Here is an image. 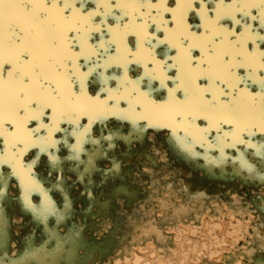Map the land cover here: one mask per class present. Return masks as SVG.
Returning a JSON list of instances; mask_svg holds the SVG:
<instances>
[{"label": "snow or ice", "instance_id": "1", "mask_svg": "<svg viewBox=\"0 0 264 264\" xmlns=\"http://www.w3.org/2000/svg\"><path fill=\"white\" fill-rule=\"evenodd\" d=\"M139 121L264 161V0H0V178L34 212L32 194L52 206L38 165Z\"/></svg>", "mask_w": 264, "mask_h": 264}, {"label": "rangeland", "instance_id": "2", "mask_svg": "<svg viewBox=\"0 0 264 264\" xmlns=\"http://www.w3.org/2000/svg\"><path fill=\"white\" fill-rule=\"evenodd\" d=\"M170 138L146 121L128 123L127 131L109 126L80 153L38 165L34 178L49 193V212L39 210L35 194L29 200L37 211L25 204L14 176L0 178L3 252L60 240L75 242L91 264H264V184L234 173L235 149L221 158L197 146L178 157Z\"/></svg>", "mask_w": 264, "mask_h": 264}, {"label": "bare ground", "instance_id": "3", "mask_svg": "<svg viewBox=\"0 0 264 264\" xmlns=\"http://www.w3.org/2000/svg\"><path fill=\"white\" fill-rule=\"evenodd\" d=\"M158 129V128H157ZM164 131L165 129H160ZM170 149L172 154L183 157L187 152L182 150L176 143L173 138L169 140ZM126 142L122 140L121 145L125 148ZM232 151V149H230ZM249 150L245 149L241 153H248ZM257 158V161L260 164V167H256L253 163V159ZM244 159L249 165H251V170L248 168L242 167L240 164V155L238 153V165L234 169L236 174H240L243 179L249 178L251 181L258 180L260 183L264 184V161H261L258 157L252 155L244 156ZM50 209H48V212ZM262 212H264V206L262 207ZM50 247L46 249H32L26 253L15 252V255H7L3 252V243L1 239V230H0V264H91L88 260V255L79 252V247L73 241H56L54 244H49Z\"/></svg>", "mask_w": 264, "mask_h": 264}]
</instances>
